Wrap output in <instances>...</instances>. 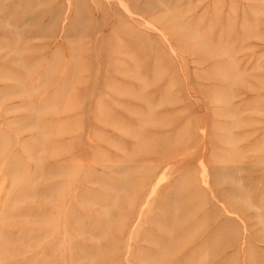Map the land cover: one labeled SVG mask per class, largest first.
I'll use <instances>...</instances> for the list:
<instances>
[{
  "label": "rangeland",
  "instance_id": "rangeland-1",
  "mask_svg": "<svg viewBox=\"0 0 264 264\" xmlns=\"http://www.w3.org/2000/svg\"><path fill=\"white\" fill-rule=\"evenodd\" d=\"M0 264H264V0H0Z\"/></svg>",
  "mask_w": 264,
  "mask_h": 264
}]
</instances>
